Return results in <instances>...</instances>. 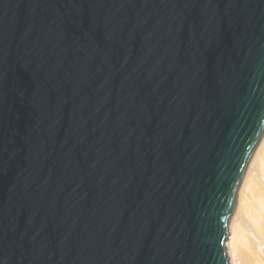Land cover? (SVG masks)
<instances>
[{
    "label": "water",
    "instance_id": "1",
    "mask_svg": "<svg viewBox=\"0 0 264 264\" xmlns=\"http://www.w3.org/2000/svg\"><path fill=\"white\" fill-rule=\"evenodd\" d=\"M264 133V0H0V264H230Z\"/></svg>",
    "mask_w": 264,
    "mask_h": 264
},
{
    "label": "bare ground",
    "instance_id": "2",
    "mask_svg": "<svg viewBox=\"0 0 264 264\" xmlns=\"http://www.w3.org/2000/svg\"><path fill=\"white\" fill-rule=\"evenodd\" d=\"M230 264H264V133L249 163L228 221Z\"/></svg>",
    "mask_w": 264,
    "mask_h": 264
},
{
    "label": "rangeland",
    "instance_id": "3",
    "mask_svg": "<svg viewBox=\"0 0 264 264\" xmlns=\"http://www.w3.org/2000/svg\"><path fill=\"white\" fill-rule=\"evenodd\" d=\"M226 242V241H225ZM229 257V256H228Z\"/></svg>",
    "mask_w": 264,
    "mask_h": 264
}]
</instances>
